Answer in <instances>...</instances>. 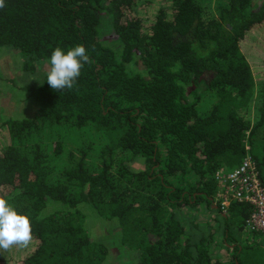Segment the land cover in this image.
<instances>
[{"label": "trees", "instance_id": "1", "mask_svg": "<svg viewBox=\"0 0 264 264\" xmlns=\"http://www.w3.org/2000/svg\"><path fill=\"white\" fill-rule=\"evenodd\" d=\"M148 1L5 0L0 51L17 52L21 69L35 73L57 47L81 45L89 62L72 89L52 90L46 73L21 88L37 111L0 125V198L33 234L0 264H105L91 214L116 223L131 264H264L260 236L233 242L224 263L210 241L185 239L180 214L210 210L215 174L238 168L246 144L264 186V75L257 85L241 48L258 34L264 50V0H168L145 19ZM136 159L143 170L128 168ZM249 213L230 204L225 239Z\"/></svg>", "mask_w": 264, "mask_h": 264}, {"label": "rangeland", "instance_id": "2", "mask_svg": "<svg viewBox=\"0 0 264 264\" xmlns=\"http://www.w3.org/2000/svg\"><path fill=\"white\" fill-rule=\"evenodd\" d=\"M168 0H149L139 5L138 12L145 19L152 18L159 6L166 4ZM215 0H210L208 4L214 6ZM264 35V29L259 32ZM246 43H249L246 45ZM259 44H262L261 37L257 34L250 39H246L241 45L246 59L251 62V68L254 80L258 85L262 78L264 70L256 64L264 65V50L263 46L260 49ZM38 69L35 73L26 72L21 69L19 63L18 53L11 50L0 52V125L6 119H21L25 117H32L35 113V106L32 100L28 97V92L21 88L25 86L37 85L42 81V76L47 71V64ZM247 119L253 124L255 122V114L250 111ZM4 131L0 130V137ZM250 147V146H249ZM127 166L131 171H140L144 169V162L142 159H136L127 162ZM215 197L212 199V201ZM211 201V202H212ZM218 208H216L217 210ZM211 205L210 210L205 206H199L197 209L189 210L183 209L181 211V218L184 220V227L186 230L185 239L190 243L198 241H210L211 254L224 263H227L232 256L233 242L239 243L250 238L258 239V236L248 234L244 231L237 232L235 228L231 227L228 230L229 237H224V227L221 221L223 215L218 213ZM85 226L89 231L90 237L95 242L103 243L108 249V258L105 264H131L136 254L126 255L119 246L120 231L116 223L104 221L93 214L86 218ZM264 237L260 236L263 241ZM228 241L229 243H226ZM29 248V249H28ZM31 245L23 250H30ZM19 248H13L12 251H18ZM6 255L10 253L6 252ZM12 257V256H11ZM13 258V257H12ZM14 259V258H13ZM3 260L0 256V261ZM135 264V261H134Z\"/></svg>", "mask_w": 264, "mask_h": 264}, {"label": "clouds", "instance_id": "3", "mask_svg": "<svg viewBox=\"0 0 264 264\" xmlns=\"http://www.w3.org/2000/svg\"><path fill=\"white\" fill-rule=\"evenodd\" d=\"M6 6L5 0H0V9ZM89 62L85 47L77 45L67 52L55 48L48 61L46 81L54 91L72 89L80 76L84 63ZM33 241L30 219L19 214L6 199L0 198V253L13 248H27Z\"/></svg>", "mask_w": 264, "mask_h": 264}, {"label": "built area", "instance_id": "4", "mask_svg": "<svg viewBox=\"0 0 264 264\" xmlns=\"http://www.w3.org/2000/svg\"><path fill=\"white\" fill-rule=\"evenodd\" d=\"M245 150L246 156L238 168L229 173L215 174L218 190L212 207L225 214L231 203L249 205L250 213L244 220V231L264 237V186L248 144Z\"/></svg>", "mask_w": 264, "mask_h": 264}, {"label": "crops", "instance_id": "5", "mask_svg": "<svg viewBox=\"0 0 264 264\" xmlns=\"http://www.w3.org/2000/svg\"><path fill=\"white\" fill-rule=\"evenodd\" d=\"M5 52V50H1L0 52ZM32 104H33V102H32ZM33 106H35L34 104H33ZM37 111V107L35 106V112ZM35 114V113H34Z\"/></svg>", "mask_w": 264, "mask_h": 264}]
</instances>
